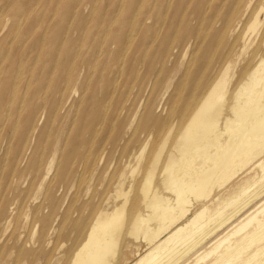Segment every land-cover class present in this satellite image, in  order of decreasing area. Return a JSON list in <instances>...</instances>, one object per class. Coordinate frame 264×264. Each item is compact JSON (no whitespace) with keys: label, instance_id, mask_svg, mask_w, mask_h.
Masks as SVG:
<instances>
[{"label":"bare ground","instance_id":"1","mask_svg":"<svg viewBox=\"0 0 264 264\" xmlns=\"http://www.w3.org/2000/svg\"><path fill=\"white\" fill-rule=\"evenodd\" d=\"M207 2L190 18L201 25L164 113L144 106L118 121L109 111L111 95L77 111L64 136L73 141L68 151L57 155L55 142L49 153V137H38L25 167L27 189L39 192L50 180L27 217L28 232L0 247V264H249L259 255L254 264H264V0ZM113 155L97 202L64 209L51 230L58 191L67 194L72 170L82 184L79 168L93 169L91 180ZM17 160L10 176H23ZM20 197L15 191L6 210ZM73 215L86 216L65 232ZM53 232L56 238L47 239Z\"/></svg>","mask_w":264,"mask_h":264},{"label":"rangeland","instance_id":"2","mask_svg":"<svg viewBox=\"0 0 264 264\" xmlns=\"http://www.w3.org/2000/svg\"><path fill=\"white\" fill-rule=\"evenodd\" d=\"M206 4L207 0H0V247L8 249L14 233L28 232L27 217L40 205L50 180L49 176L39 192L27 189L25 167L33 158L38 137H49V153L55 142L57 155L68 151L73 141L70 137L67 142L64 136L77 111H87L111 95L109 111L118 121L130 120L144 106L164 113L193 48L184 54L187 44L196 42L192 31L201 25L190 18L198 16ZM168 49L171 56L166 59ZM120 104L125 107L121 109ZM96 115L101 118L98 110ZM111 124L106 121L105 125ZM15 156L21 177L9 175ZM109 157L94 170L91 180L93 169L79 168L77 173L85 176L82 184L75 183L76 169L72 170L64 185L67 194L58 191L56 204L60 205L52 214L51 230L61 224L64 209L85 205L88 210L89 200L91 205L97 202L113 170L114 155ZM52 185L56 187L54 181ZM15 191L21 197L6 210ZM82 216L86 215H73L64 231L69 232ZM46 238L54 240L55 232ZM65 245L69 247L71 240ZM262 259L256 256L249 264Z\"/></svg>","mask_w":264,"mask_h":264}]
</instances>
